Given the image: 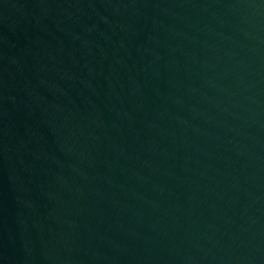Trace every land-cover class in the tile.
<instances>
[{"label": "water", "instance_id": "95a60500", "mask_svg": "<svg viewBox=\"0 0 264 264\" xmlns=\"http://www.w3.org/2000/svg\"><path fill=\"white\" fill-rule=\"evenodd\" d=\"M0 264H264V0H0Z\"/></svg>", "mask_w": 264, "mask_h": 264}]
</instances>
